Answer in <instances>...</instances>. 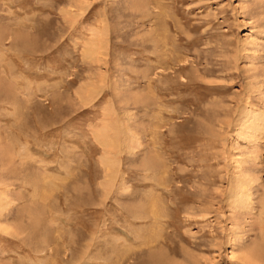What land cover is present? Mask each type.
<instances>
[{
    "label": "rangeland",
    "instance_id": "obj_1",
    "mask_svg": "<svg viewBox=\"0 0 264 264\" xmlns=\"http://www.w3.org/2000/svg\"><path fill=\"white\" fill-rule=\"evenodd\" d=\"M0 264H264V0H0Z\"/></svg>",
    "mask_w": 264,
    "mask_h": 264
},
{
    "label": "bare ground",
    "instance_id": "obj_2",
    "mask_svg": "<svg viewBox=\"0 0 264 264\" xmlns=\"http://www.w3.org/2000/svg\"><path fill=\"white\" fill-rule=\"evenodd\" d=\"M108 137V136H107ZM247 207V206H246ZM253 209V208H252ZM251 250V249H250ZM249 250V251H250ZM254 250H252V252L250 253V252H248V251H246V254H244V256H246L247 257V259H248V261H257L258 260V258L256 257L257 255H255V252H253ZM245 258V257H244Z\"/></svg>",
    "mask_w": 264,
    "mask_h": 264
}]
</instances>
